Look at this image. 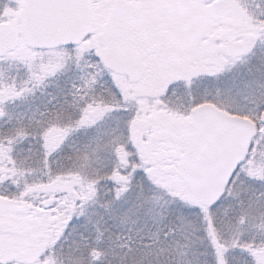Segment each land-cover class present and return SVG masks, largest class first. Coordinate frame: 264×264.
Here are the masks:
<instances>
[{
  "label": "snow or ice",
  "instance_id": "1",
  "mask_svg": "<svg viewBox=\"0 0 264 264\" xmlns=\"http://www.w3.org/2000/svg\"><path fill=\"white\" fill-rule=\"evenodd\" d=\"M0 264H264V0H0Z\"/></svg>",
  "mask_w": 264,
  "mask_h": 264
}]
</instances>
